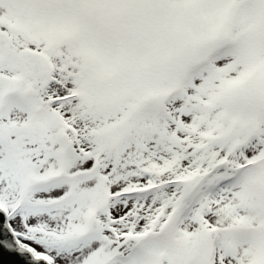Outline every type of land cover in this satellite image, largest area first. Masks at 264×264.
Returning a JSON list of instances; mask_svg holds the SVG:
<instances>
[{"label":"snow or ice","instance_id":"obj_1","mask_svg":"<svg viewBox=\"0 0 264 264\" xmlns=\"http://www.w3.org/2000/svg\"><path fill=\"white\" fill-rule=\"evenodd\" d=\"M0 264H264V0H0Z\"/></svg>","mask_w":264,"mask_h":264}]
</instances>
